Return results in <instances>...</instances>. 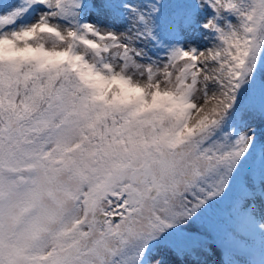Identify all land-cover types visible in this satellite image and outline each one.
I'll use <instances>...</instances> for the list:
<instances>
[{"label": "snow or ice", "instance_id": "1", "mask_svg": "<svg viewBox=\"0 0 264 264\" xmlns=\"http://www.w3.org/2000/svg\"><path fill=\"white\" fill-rule=\"evenodd\" d=\"M0 264H264V0H0Z\"/></svg>", "mask_w": 264, "mask_h": 264}]
</instances>
